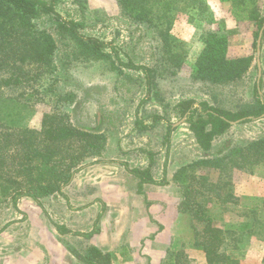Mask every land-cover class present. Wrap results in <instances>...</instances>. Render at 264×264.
I'll use <instances>...</instances> for the list:
<instances>
[{"label":"rangeland","instance_id":"374dc122","mask_svg":"<svg viewBox=\"0 0 264 264\" xmlns=\"http://www.w3.org/2000/svg\"><path fill=\"white\" fill-rule=\"evenodd\" d=\"M201 1L202 7L179 0L178 11L173 14L174 24L171 33L185 54V62L175 76L168 73L162 63L161 42L154 29L138 25L124 17L116 0H60L57 3V13L67 21L78 22L81 25L80 33L84 37L98 39L116 48L125 63L133 61L136 65L157 69L156 87L150 93L142 71L120 66L124 73L120 75L111 70V65L107 61L73 60L71 57L73 43L64 41L57 35L56 23L51 17L38 22L39 29H45L54 36L58 47L56 52L58 69L48 82L42 83L52 85L53 92L49 97L71 95L74 102L63 103L56 110L54 100L49 102L48 97L37 95L35 114L30 118L28 125L39 131L44 115L57 113L70 125L83 131H99L107 139L102 155L89 159L86 164L91 166L75 175L78 182L74 187L63 188L68 200L74 203L69 207L71 211L78 212L95 199L93 196L85 195L87 191L84 189L92 188L97 176L129 179L128 170L132 164L128 160L143 165L144 162H150L149 153L155 154L156 163L160 166L159 170L157 167L155 174L166 180L170 175L171 166L174 169L183 165L185 167L202 159L204 154L189 130L187 118L182 117L179 103L187 100H194L197 103L206 101L214 107L236 112L256 102L255 85L258 81L257 44L254 45L255 41L257 42L254 36L256 28L246 18V13L236 10L232 3L221 0ZM256 2L260 14L264 17V0ZM211 32H219L226 36L235 34L240 37H244L246 32L250 34L248 54L245 57L251 56L254 61L247 75L240 81L228 86H213L192 79L195 60ZM241 42L245 43V38ZM105 51L112 53L109 48ZM263 62L264 55L261 54L260 86L264 95ZM20 91L22 90L13 94L17 95ZM6 93L12 95L10 91ZM155 117H161L162 120L155 124ZM170 125L173 126V132L167 150L165 140ZM256 125L257 130L261 128L264 131V120ZM146 126L151 129H142ZM225 144L226 142H222L221 139L218 140L212 156L224 152ZM195 172L198 176L207 177L209 183L221 187L224 175L219 171L197 167ZM171 186L173 188L168 189L163 198L168 197V201L170 200L173 205L176 196L175 183ZM203 188L201 183L194 184L190 189L196 193H189V197L186 198V191L182 188L177 192V197L184 202L190 201L194 209L199 206L207 209L213 216L215 226L223 231H226L225 226L239 224L238 218L229 214L228 207L233 209L234 205H224L217 196L219 193L222 197L224 192L213 191L206 197L201 194L207 193ZM66 201L62 194L44 199L43 205L47 216L30 198L19 201V210L12 207L10 202L0 204V264H27V257L32 249L43 254L39 264H49V252H52L53 245L69 247L82 254L89 247L85 239L70 235L61 237L51 224L68 223L74 217L81 225L83 219L79 218V214H75L76 218L75 215L69 216L68 209L64 207ZM140 201L141 203L138 198L130 199L129 205L135 208L142 206L148 208L147 203ZM116 220H119L118 215L115 216ZM193 227L192 239L195 241L196 232L202 233L205 224L193 219ZM200 239L203 241L202 237ZM233 241L228 237L222 249L233 258L245 259L246 256L243 257L242 254H245L248 248L241 246L238 249L237 246L234 247ZM253 249L257 250L254 246ZM195 250L196 255L193 256L191 264H207L205 253L196 248ZM185 251L186 249H182L176 254L177 260H180L181 264H190L188 261L190 255ZM244 264L260 263L256 262V259H251L249 263Z\"/></svg>","mask_w":264,"mask_h":264},{"label":"trees","instance_id":"16d2710c","mask_svg":"<svg viewBox=\"0 0 264 264\" xmlns=\"http://www.w3.org/2000/svg\"><path fill=\"white\" fill-rule=\"evenodd\" d=\"M60 0H0V204L11 203L19 210V201L32 199L47 216L43 200L56 194H63V188L70 186L74 176L90 166L89 159L102 155L107 139L99 131H83L66 122L57 113L45 114L41 130L32 129L28 124L35 114L36 96L54 100L56 110L63 103L74 102L71 95L66 97H49L52 85L42 83L49 81L58 69L56 65L57 41L45 29H39L38 22L46 17L56 23L57 35L74 45L72 59L76 61H107L111 70L123 75L122 69L142 71L145 76L148 92L156 87L157 69L139 66L133 61L123 62L116 48L95 38H86L80 33L81 25L76 21H67L56 11ZM122 15L138 25L154 29L161 42L162 63L168 73L175 76L185 62V54L178 41L172 35L175 11H178L179 0H116ZM190 5L199 4L201 0H184ZM235 5L236 10L244 11L246 18L256 28L255 40L264 25L256 0H221ZM255 41L254 45L256 46ZM228 37L219 32L208 34L204 48L198 54L192 79L196 82L213 86H228L243 79L252 67L251 56L231 59L228 56ZM109 48L112 53H107ZM261 87V86H260ZM22 90L17 95L15 91ZM10 91L12 95H7ZM256 102L248 107L232 112L214 107L208 102L197 103L187 100L179 103L182 117L187 118L189 130L205 158L194 164L183 167L175 175V182L182 184L189 193L194 184L204 186L202 195L210 196L213 191L222 190L224 205L238 202L233 196L229 183L222 181L221 187L209 183L205 176L196 175L195 168L207 167L218 170L223 177L229 176V161L232 156H239L246 165L264 167V136L258 141L241 148L233 149L227 156L207 158L214 141L226 134L232 123L248 124L264 119V95L259 94L255 85ZM53 98V99H52ZM162 120L155 117V124ZM148 129L149 127H142ZM173 126L170 125L166 137L167 150L171 144ZM151 164L147 169L128 170L143 184L165 186L167 181L157 182L152 177L155 154L149 153ZM230 208L228 207V210ZM181 210L192 215L197 222L205 224L202 233L196 232L195 248L205 253L207 264H241L237 258L224 251L227 238L231 237L234 247L238 249L245 238L258 236L264 239V221L252 219L240 231L226 229L223 231L214 224L213 216L207 209L191 207L190 201H182ZM20 212V211H19ZM99 221V219H98ZM98 221L90 233H76L63 225L51 222L61 236L71 235L90 240L100 232ZM200 237L203 238L201 241ZM244 247V246H242ZM69 249V248H68ZM83 264H111L109 254L96 247H88L82 254L72 251Z\"/></svg>","mask_w":264,"mask_h":264},{"label":"crops","instance_id":"0c3cea01","mask_svg":"<svg viewBox=\"0 0 264 264\" xmlns=\"http://www.w3.org/2000/svg\"><path fill=\"white\" fill-rule=\"evenodd\" d=\"M227 37L229 41V58H241L248 54L249 40L251 38L248 32L245 33L244 37L236 36L235 34H230ZM243 38H245V43L241 42ZM262 46V54L264 55V44ZM203 48L204 45L200 51ZM262 120L264 119L248 124L233 125L226 134L214 141L212 151L207 154V158L217 157L212 156V152L220 139L222 142H226L223 148L224 152L221 155L227 156L233 149L244 147L263 138L264 131L261 128L257 130L258 125H256ZM203 158H205V154ZM230 160H233L234 163L229 164V176L223 179L233 189L235 201L242 205L239 204L238 208L229 209V214L235 215L239 224L233 223L234 225L225 226V228L240 231L248 222H252V219L257 218L260 221H264V167L262 165L253 167L246 165V163L242 162L240 155L232 156L229 158ZM128 161L132 164L129 167L130 170H144L151 164V160L149 163L144 162L143 165H137L134 160ZM154 162L151 170L152 177L155 181L162 182L164 180L155 174L157 167L158 170L160 169L155 158ZM183 166L175 169L173 166L170 167V175L166 177L168 184L165 186L153 184L140 186V180L132 174L126 180L117 177L109 178L104 175L97 176L93 181V187L84 189L87 191L85 195L93 196L95 199L79 209L78 212H73L69 209L74 203L68 200L67 193L63 190L64 195L62 196L68 201H66L64 207L68 209L69 216H74L77 213L80 216L79 218L83 220L81 225H79L80 223H77V220L72 217L73 219H70L68 223L64 222V224L60 225L76 233H90L94 230L99 219L97 226L100 232L90 240H86V244L89 247H96L103 253L109 254L111 264H172V262L173 264H181L180 260H177L176 254L182 249H186V254L190 255L188 261L191 264L193 256L196 255L194 254L196 252L195 241L192 239L194 234L193 217L189 213L182 212V199L177 197V192H180L183 187L182 184L176 183L174 179ZM196 175H198L197 172ZM76 182H78L77 176L74 177L67 188H73ZM174 183L176 196L172 205V202L168 201V197L163 198V196L164 194L166 195L168 189L173 188L171 185H174ZM133 198H138L140 203V200L144 204L147 203L148 208H143V206L142 208H135L129 205V200ZM117 215L119 220L115 221V216ZM58 235L61 236L59 233ZM239 245L248 248L247 251L242 250L246 251L245 254H242L243 257L246 256L245 259L237 258L241 264H244V262L249 263L251 259H256V262L264 264L263 238L258 236L245 238ZM253 246L257 250H254ZM68 248L53 245L52 252H49V264H83L73 255L72 251L76 250ZM42 258L43 254L41 255L32 249L26 262L27 264H39Z\"/></svg>","mask_w":264,"mask_h":264},{"label":"water","instance_id":"95a60500","mask_svg":"<svg viewBox=\"0 0 264 264\" xmlns=\"http://www.w3.org/2000/svg\"><path fill=\"white\" fill-rule=\"evenodd\" d=\"M263 37H264V25L259 33L258 36V40H257V68H258V81H257V85H258V90H259V94L262 95V91H261V87H260V83H261V79H262V64H261V54H262V44H263ZM264 118V116H263ZM239 122L237 123H232V125H237L239 124ZM177 125H174V127H176Z\"/></svg>","mask_w":264,"mask_h":264}]
</instances>
